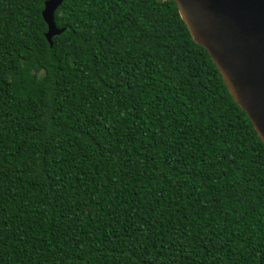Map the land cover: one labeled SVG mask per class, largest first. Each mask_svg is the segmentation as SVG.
<instances>
[{
	"label": "trees",
	"instance_id": "trees-1",
	"mask_svg": "<svg viewBox=\"0 0 264 264\" xmlns=\"http://www.w3.org/2000/svg\"><path fill=\"white\" fill-rule=\"evenodd\" d=\"M0 0V264H264V144L169 0Z\"/></svg>",
	"mask_w": 264,
	"mask_h": 264
},
{
	"label": "water",
	"instance_id": "water-1",
	"mask_svg": "<svg viewBox=\"0 0 264 264\" xmlns=\"http://www.w3.org/2000/svg\"><path fill=\"white\" fill-rule=\"evenodd\" d=\"M63 0H45V37L62 33L54 12ZM175 2L192 40L205 48L234 102L264 144V0H169Z\"/></svg>",
	"mask_w": 264,
	"mask_h": 264
}]
</instances>
